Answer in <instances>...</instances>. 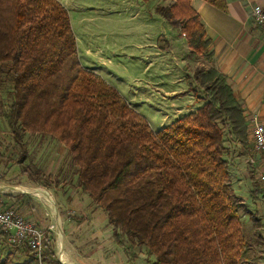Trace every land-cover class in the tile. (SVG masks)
<instances>
[{"label":"trees","instance_id":"obj_1","mask_svg":"<svg viewBox=\"0 0 264 264\" xmlns=\"http://www.w3.org/2000/svg\"><path fill=\"white\" fill-rule=\"evenodd\" d=\"M191 1L171 0L156 10L192 51L212 60L213 40ZM206 1L227 9L226 0ZM195 78L203 95L189 87L203 104L154 129L115 85L81 63L60 0H0V86H8L6 119L22 158L25 132L61 143L76 166V189L93 210L106 212L131 259L144 250L148 264H242L248 254L245 203L226 156L227 141L248 143L244 110L215 67L197 68ZM43 245L45 264H63L49 232ZM20 264L39 261L32 253Z\"/></svg>","mask_w":264,"mask_h":264},{"label":"rangeland","instance_id":"obj_2","mask_svg":"<svg viewBox=\"0 0 264 264\" xmlns=\"http://www.w3.org/2000/svg\"><path fill=\"white\" fill-rule=\"evenodd\" d=\"M170 1L60 0L70 16L81 63L96 67L127 100L138 103L137 109L155 129L160 127L159 119L165 115L172 114L165 119L168 123L182 115L176 110L173 115L166 89L171 85L184 86L185 81L191 95L187 94L188 102H192L194 95L189 85L203 95L195 70L212 66V60L188 48L180 29L157 12L158 4ZM154 88L156 91L164 88L158 98L160 103L153 100ZM179 88L176 87L178 91ZM7 92L8 86H0V185L42 188L52 196L54 203L10 189L5 195L6 204L41 224L46 234H52L56 258L63 264H148L150 258L144 250H140L135 259L128 257L113 236V226L106 212L93 210L90 197L76 189V166L61 143L50 136L25 132L23 139L28 150L22 158L6 119L10 102ZM181 94L179 101L186 99ZM156 105L160 109L157 112ZM226 147L234 188L245 203L240 213L242 230L250 246L242 264H264V191L258 179L264 161L249 135L247 145L229 140ZM10 198L15 199V204ZM80 219L84 222L78 224ZM257 227L261 236L257 234ZM61 237L66 259L59 255ZM120 238L128 243L124 234L121 233ZM6 241L0 239L1 261L20 264L32 256L26 246L11 244L7 238Z\"/></svg>","mask_w":264,"mask_h":264},{"label":"crops","instance_id":"obj_3","mask_svg":"<svg viewBox=\"0 0 264 264\" xmlns=\"http://www.w3.org/2000/svg\"><path fill=\"white\" fill-rule=\"evenodd\" d=\"M191 3L200 14L207 34L213 40L211 48L213 51L212 66L226 76L234 95L242 104L244 117L249 113L256 112L264 121V31L255 22L252 15L253 5H261L264 9V0H226V10L216 7L206 0H192ZM180 36L185 38L182 33H180ZM170 46L171 43L169 44ZM85 67L95 71L108 81L96 67H90L89 65H85ZM168 79L171 80L172 77ZM178 86L180 87L179 91L176 89ZM163 89L156 91V88H154L152 91L153 100L160 103L161 99L158 98H161V94L163 95ZM166 92H169L168 94L171 98V108L174 109L173 115L176 110L182 112L181 116H183L203 104L201 101L197 102L193 97L192 102H188L189 97L187 94L191 95L187 90L185 81L184 86L171 85L170 88L166 89ZM180 93L183 94H181L183 98H186L183 101L178 100ZM128 101L137 109L138 103L133 104L131 100ZM190 103L191 107H189ZM155 109L156 112L160 110L157 105ZM170 115L172 114L165 115L163 119H159L160 127L157 129L169 124L165 119L169 118ZM178 117L176 116L173 119L175 120ZM22 193L29 194L31 192ZM10 199L15 204V199ZM21 210L26 213L25 209L21 208ZM27 216L29 217V215ZM64 248L63 251L66 254Z\"/></svg>","mask_w":264,"mask_h":264},{"label":"built area","instance_id":"obj_4","mask_svg":"<svg viewBox=\"0 0 264 264\" xmlns=\"http://www.w3.org/2000/svg\"><path fill=\"white\" fill-rule=\"evenodd\" d=\"M252 15L264 31V9L261 5H253ZM250 141L253 147L262 155L264 161V121L258 113L252 112L245 117ZM258 179L264 191V169L260 170ZM0 235L14 245L28 246L39 264H45L43 259L44 239L46 231L41 224L26 218L17 208L6 204L5 195L10 192L7 186H0Z\"/></svg>","mask_w":264,"mask_h":264},{"label":"bare ground","instance_id":"obj_5","mask_svg":"<svg viewBox=\"0 0 264 264\" xmlns=\"http://www.w3.org/2000/svg\"><path fill=\"white\" fill-rule=\"evenodd\" d=\"M14 187H15L16 190H27V191L33 193L34 195L40 196V197H44L48 202L53 203L52 202L53 201L52 196L50 194H48L47 191L42 189V188H39V189H23L22 186H14ZM60 241H61V244L63 246H61V244L59 243V255L61 256V258L66 259L65 253L63 251L64 240H63L62 237L60 238Z\"/></svg>","mask_w":264,"mask_h":264},{"label":"water","instance_id":"obj_6","mask_svg":"<svg viewBox=\"0 0 264 264\" xmlns=\"http://www.w3.org/2000/svg\"><path fill=\"white\" fill-rule=\"evenodd\" d=\"M9 189H15V187H13V186H7ZM0 189H4L3 187H0ZM20 191H22V192H29V191H26V190H20ZM48 193V192H47ZM49 194V193H48ZM53 203H54V201H52ZM55 211H56V215L58 216L59 215V213H58V209H57V207L55 206ZM58 226H59V228L61 229V225H60V223H58ZM62 230V229H61Z\"/></svg>","mask_w":264,"mask_h":264}]
</instances>
